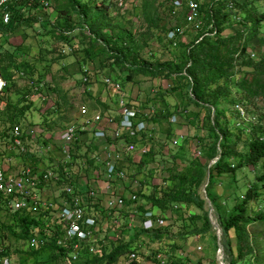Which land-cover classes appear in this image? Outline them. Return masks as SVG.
Wrapping results in <instances>:
<instances>
[{
    "label": "rangeland",
    "instance_id": "1",
    "mask_svg": "<svg viewBox=\"0 0 264 264\" xmlns=\"http://www.w3.org/2000/svg\"><path fill=\"white\" fill-rule=\"evenodd\" d=\"M80 1L83 4H88L91 8L103 9L108 14L109 28L113 31L115 29L131 30L140 43L146 42L147 48L143 51L144 58L150 56L154 60L169 59L175 42L188 40V36L195 37L197 35V32L192 27H187L185 22L186 3L189 0H149L153 1L151 11L157 10L159 25L158 29L152 28L150 32H147L148 25L141 15L146 0ZM101 1H104V5L101 4ZM196 1L201 6L206 2V0ZM244 1L246 0H234V9L227 11L224 25L227 28L225 33H234L239 28L237 19L239 17L243 19L246 12L264 11V0H252L247 7L243 6ZM31 3L30 0H27L15 5L22 10L23 14H26V17H30L28 18L29 24L22 25L24 29L19 32L17 37H13L8 42L13 48H6L8 51L16 53L15 57L19 60L13 56H8V53H4L1 59L5 67L0 68L6 74L13 76V79L8 91L0 97V167L10 173L17 172L24 167H32V161H40L43 165L42 168L37 169L40 171L54 167L53 162L60 164L65 154L61 148L63 143L59 140V134L67 130L75 120H79V117H82L80 108L83 105H92L93 100L90 96L94 95L98 89L101 99L108 97L110 101L129 94L126 98L136 101L140 111L145 112L141 114L140 121L148 123L146 132L141 133L140 139L135 141V152L125 155L124 160L120 161L121 163L118 165V168L126 174V179L120 181L124 183L121 186L126 189V197L140 193L139 189L147 186L148 183L152 189L157 185H161L164 190L172 189L175 183L166 180V177L168 176V169L173 165L174 157H178L176 163L181 165L183 155L198 156L197 138L203 139L208 135L207 131L197 128L193 124V120H190L191 114L197 113L198 109L187 106L189 101L185 95L182 97L180 93L172 94L167 89L165 90L164 87H167L170 82L172 83L170 80L138 76L134 82H125L116 70L110 71L109 68L101 66L104 61L102 56L98 57L93 64L84 67L79 61L81 54L76 55L74 52L75 47L77 49L82 47L77 27L78 19L74 17L70 21L71 26L76 29L71 33L72 41L68 44L62 43L46 34V29L54 28L57 24L62 23L63 19L58 20L56 11L50 6L44 8V3H41L40 7L31 9ZM45 23L49 24L48 28H46ZM180 29L185 30L184 34L181 37L178 36L177 40L171 38V32ZM86 33L89 32L86 31ZM248 47L255 58L264 56V27L261 34L250 40ZM8 61L10 65L7 64ZM12 67L15 68L14 72ZM87 75L91 77L89 83L83 80ZM107 77L119 80L122 84L123 90L119 96L118 93L110 91L104 84L103 81ZM41 83L43 84L42 87L39 86ZM93 87L97 88L93 92L94 94H91L89 90ZM233 93L234 98L243 103L240 100L242 96L235 89ZM116 101H114L115 105L120 106L119 98ZM234 104L228 109V112L223 114L221 123L224 127L228 124L226 133H228L229 138L232 140L237 138L238 149L245 152L249 139L246 133L239 132L240 135L236 136L234 132L233 127L236 122L235 113L232 110ZM243 105L251 115L258 117L257 115L260 113L258 106L246 103ZM166 114H169L168 118L164 117ZM173 116L176 117V122L172 124ZM15 126H20L23 131L25 152L13 144L12 131ZM177 130L181 134H177ZM180 135L185 137L183 142L179 139ZM175 141H180V143ZM78 147L84 156L90 155L92 152L86 145L81 144ZM145 147L147 154L142 155V150ZM74 153L76 154V152ZM74 153L72 156H75ZM93 153L95 154V151ZM29 156H32L34 160L29 161ZM231 164L235 165L236 162L232 160ZM261 169V167L249 166L239 169L235 172L234 177L232 174L223 175L217 180L216 186L212 190L219 196L218 206L216 209L213 208L212 213L215 223L217 221L220 223L228 217L236 199L244 195L249 184L257 181L260 184L258 177L262 175ZM102 175V171L97 170L93 179L101 180ZM82 176L84 173H77L76 182ZM206 184L207 179L201 188V196L205 201L207 199V192L204 191ZM51 186V189H56L54 193H57L58 196L52 197L48 192L49 196L44 195L43 199L52 201L56 208H59V200L62 197L61 185ZM260 193L263 199L250 204L252 215L264 210V189L261 185ZM100 198L99 204L91 200V204L85 210L88 216H94L97 219L96 239H104L105 237L107 248H110L112 243L116 242L121 235H126L125 237L128 238L142 229L146 231L157 229L152 224L150 226L144 225L141 216L134 217L131 208L116 210L117 218H112V215L108 216L110 211L112 213L115 211L107 207L104 196ZM1 199L3 202L0 209V219L5 228L1 231V235L5 238L3 244L5 248L3 249H7L11 254V264H63L64 257H57L56 261L41 262L38 256L28 252L32 249L29 243L18 240L12 232L18 233V229L15 226V212L8 205L9 200L3 197ZM142 203L143 201L138 199L135 206H141ZM173 209L179 211L176 216L170 212H162V215H165V217L163 216L165 226L161 231H167L172 235L178 233L188 235L185 239L177 240L181 249L171 248L170 245L173 240L165 239L158 244H149L144 237L142 246L134 251L136 253L135 259L140 260L138 264H161L151 256V251L155 249H159L163 258L167 259L165 264H229L228 255L224 249H219V246H216V235L213 230L205 234H197V231L203 227L198 218V214H201L200 210L186 208L183 204H175ZM205 210H209L208 202ZM51 211L52 216L57 215V210L52 209ZM45 218L47 222L48 219L50 220L48 217ZM115 220L118 221L117 224L114 223ZM248 229L254 236L256 248L264 249V228L250 226ZM191 233H194L193 236H190ZM140 240L142 241V239ZM230 240L233 247L236 248V238L233 231L230 232ZM220 250H222L221 253ZM130 254L122 256L114 264H132L129 259ZM86 258L81 259V262Z\"/></svg>",
    "mask_w": 264,
    "mask_h": 264
},
{
    "label": "trees",
    "instance_id": "2",
    "mask_svg": "<svg viewBox=\"0 0 264 264\" xmlns=\"http://www.w3.org/2000/svg\"><path fill=\"white\" fill-rule=\"evenodd\" d=\"M24 1L27 0H20L17 5ZM30 1L32 2L31 9L38 8L41 3L47 2V5L44 4L43 7L50 6L56 11L57 19H63V22L54 28L46 29V34L62 43L68 44L72 41L71 33L76 29L71 26L70 21L74 17L78 19L77 27L82 47L80 46L78 49L75 47L74 52L76 55L81 54L79 61L84 67L93 64L98 57L102 56L104 61L101 66L109 68L110 71L116 70L125 82H134L138 76L171 80L172 85L167 89L168 92L185 95L189 101L187 106L198 109L197 113L191 114L190 120H193V124L197 128L208 132V135L203 139L197 138L198 145L196 146L199 155H183L181 165L176 163L178 157H174L175 160L168 169L166 180L175 183V186L166 190L161 185L154 186L153 192L149 195L140 191L136 194L137 199L135 202L133 201L134 203L130 199L126 200L124 208H130L137 203L138 199H141L143 203L135 208L140 212L139 216L142 217L149 209L162 212L170 211L173 216H176L179 211L173 209L175 204H183L186 208H196L201 212L198 214V218L203 225L197 234H205L213 230L209 211L205 210L207 201L201 196V188L206 183L208 174L210 178L206 186L207 197L213 208L216 209L219 196L212 190L221 176L232 174L234 177L235 172L239 169L249 166L261 167L263 172L260 171L262 175L258 177L260 184L258 181L249 184L244 195L236 199L231 213L219 223L222 236L220 242L215 236V242L216 246L221 243L228 255L229 264H264V249L256 248L254 236L248 229L250 226L264 228V210L256 212L255 215L250 213V204L263 199L260 185L264 189V56L255 58L251 55L248 47L250 40L262 32L264 11L246 12L243 19L240 17L237 19L239 28L234 33L227 34L225 33L227 28L224 27L225 18L227 11L234 9V0H206L202 6L200 5L205 31L197 32L195 37L188 36V41L185 39L186 41L175 42L171 58L154 60L150 56L143 57L147 43H140L133 31L110 29L108 14L101 8H91L80 0ZM153 1L146 0L145 8L141 13L148 25L147 32H150L152 28L158 29L159 27L157 10L151 11ZM251 2L252 0H246L243 6L247 7ZM101 4L104 5V1H101ZM15 7L12 8L10 24L16 26L29 24L28 18L30 17H26L22 10ZM45 25L48 28L49 24L45 23ZM210 25L216 29L214 35L209 32ZM200 37H202L201 40H199ZM177 38L178 36L174 40ZM234 89L242 96L240 100L243 103L258 106L260 109V113L257 115L258 122L251 127L250 132L233 125L236 136H239L240 133L247 134L249 140L245 152L238 149L237 138L234 140L229 138L226 133L228 124L224 127L221 123L223 114L232 104L238 102L234 98ZM168 115L166 114L164 117L168 118ZM216 158L218 160L210 165ZM232 160L236 162L235 165L231 164ZM1 198L0 195V209L3 202ZM14 216L18 233L12 232L20 241L28 242L36 236L39 230H43L45 219L41 220L39 216L25 215L19 212H15ZM52 228L45 246L32 248L28 251L31 255L38 256L41 262L56 261L57 257H64L67 254L66 250L59 249L56 245L57 238L63 228L60 225L52 226ZM4 229V224L0 219V238H2L0 257L11 259L8 250L3 249L5 248L3 246L5 238L1 235V231ZM161 229L158 228L154 231L142 229L128 238L125 237L126 235H121L110 248L106 246L105 237L98 239L94 242L95 244H92L93 251H89L90 246L82 247L80 257L84 255L88 257L82 262L80 260L79 264H114L122 256L133 253L141 247L144 237L149 244H158L165 239L173 240L171 248L181 249L177 240L185 239L188 235L185 233L172 235L167 231H161ZM231 231L235 234L236 248L233 247L230 240ZM193 234L191 233L190 236ZM151 252V256L154 258L157 254H161L159 249ZM139 261V259H134L132 264H138ZM155 261L158 262L156 258Z\"/></svg>",
    "mask_w": 264,
    "mask_h": 264
},
{
    "label": "built area",
    "instance_id": "3",
    "mask_svg": "<svg viewBox=\"0 0 264 264\" xmlns=\"http://www.w3.org/2000/svg\"><path fill=\"white\" fill-rule=\"evenodd\" d=\"M20 0H0V25L7 26L11 22L13 6L17 5ZM111 1V0H110ZM47 5V2H43ZM187 13L185 22L187 27H192L193 30L200 33L205 31V23L202 20V14L200 13V5L196 0H189L186 3ZM185 29V28H184ZM180 29L178 31L171 32V38L175 39L179 35H183L185 30ZM211 29L210 34L216 33L213 25L209 26ZM200 37L199 40H201ZM254 56V54H251ZM90 76L83 78L84 82L89 83ZM104 84L114 89L117 92L122 91V84L118 80H114L111 77L104 79ZM42 83L39 85L42 87ZM8 86L7 81L2 75L0 69V97ZM38 89V88H37ZM121 108V121L118 129L114 133V138L119 141V149L116 152H108L105 157V173L104 179L109 183L115 181H122L126 179V174L123 170L118 168V162L123 159L125 155L134 153L136 150L135 140L140 138L141 133L146 132L148 123L140 121L137 111L128 107L124 99H120ZM232 110L235 112V126L241 127L250 132L251 127L256 125L258 117L251 115L244 107L243 103L236 102ZM83 113L86 112L84 109ZM102 116L97 113L94 116V121L99 122ZM171 121L176 122V118L172 117ZM78 129L74 125H70L60 135V141L63 143L61 148L65 154L62 165L57 167H51L44 171H36L32 167H24L16 173H8L0 167V195L9 200L8 205L13 212L23 213L25 215H36L44 220L43 230L36 233V236L32 237L28 243L31 248H37L45 246L48 242V237L52 232V226L60 225L63 231L58 236L56 245L59 249L67 251L64 256L63 264H78L80 262V255L83 246L92 247V243L97 241V219L94 216H88L86 208L92 199H96V192L93 190L81 191L77 190L74 185V174L70 170V162L72 160V145L74 141L79 137ZM23 131L20 126H15L12 131V139L15 147L19 148L22 152L26 151ZM180 141L184 140V135L179 136ZM180 141H175L180 143ZM147 149H143V153H146ZM42 183L61 185L62 188V200L60 201L59 208H56L55 203L50 200H44L40 195L39 187ZM109 188V186L107 187ZM135 194L131 196L132 202L136 201ZM133 202V203H134ZM125 200L121 196H114L108 202V207L114 210H121L125 207ZM135 204L130 206L132 213L135 216H139L140 212L135 208ZM57 210V215L52 216L51 210ZM209 211L210 219L213 223L212 210ZM144 225H153L154 227L163 228L165 226V219L154 212V210H147L144 213ZM48 222L46 221V218ZM217 221V220H216ZM114 223H118L117 220ZM213 231L218 237L220 242L222 236V229L220 224L215 223L213 225ZM219 249H223L221 243H219ZM222 250H220L221 253ZM136 258V253L133 252L129 255L130 261ZM158 262L165 264L167 259L163 258L162 254H157ZM0 264H11V261L7 257H0Z\"/></svg>",
    "mask_w": 264,
    "mask_h": 264
},
{
    "label": "crops",
    "instance_id": "4",
    "mask_svg": "<svg viewBox=\"0 0 264 264\" xmlns=\"http://www.w3.org/2000/svg\"><path fill=\"white\" fill-rule=\"evenodd\" d=\"M15 8H19V7L16 6ZM19 10H21V9L19 8ZM22 25H24V24H18L17 26L14 24H10L7 26L0 25V67H5L2 63L3 61L1 60L4 53H8V56H13L14 58H16L15 57L16 53L10 52L6 48L7 47L10 49L13 48L10 45V43H8V42H10V40L13 37H17V35H19V32H21V30L24 29ZM21 26H22V28H21ZM34 27H37V26H34ZM20 46H21V44H20ZM17 60H19V59H17ZM7 64L10 65L9 61L7 62ZM12 68H13V72H14L15 68L14 67H12ZM2 73H3L2 75H3L4 79L8 83V86L3 93V95H4L6 93V91H8V88L12 82L13 76L6 74L4 71ZM22 74H24V73H22ZM171 85H172V83L170 82V84H168L167 87H164L165 90L168 89ZM96 88L97 87L91 88L89 90V92L91 94H94L93 92L96 91ZM108 89L110 91H113L114 93H118V96H119L120 92H117L114 89L109 88V87H108ZM162 91H163V89H162ZM99 92L100 91H98V89H97L96 93L94 95L90 96L93 100L92 105H83L80 108V110H81L80 113H81L82 117H79L80 118L79 120H75V122L72 123V125H74L79 130L78 132H80V133H79V137L77 138V141H74V143H76L74 145L75 148L72 145V150L74 149L72 154L74 152H76V154H78V155L76 156V154L74 153L75 156H72V160L70 162L69 167H70L71 172L74 174L75 188L77 190H81V191H86V190L95 191L97 196H96V199H92V201H94L97 204H99V199H101L100 197L104 196L106 198L105 201H106L107 207H108L109 200L111 198H113L114 196H121L124 198V200L126 202V200H129V199L131 200V196L133 195V194H131L130 197H126V195H125L126 189H124L121 186V184H124L123 182L121 183L120 181H115V182L109 183V185H108V182L104 179L105 157H106L107 153L110 151L116 152L120 146L119 141L114 138V133L118 129L120 121H121V108H120V106H116L114 101H116V99H118V98H119V100L124 99L126 101L128 107H130L131 109L138 112L139 119L141 118L140 117L141 114L142 113L144 114L145 112L140 111V109L138 107V103L136 101L134 102L130 98H126V96H128L129 94L125 95L124 97L120 96L118 98H114L115 100L110 101V99H108V97H106L105 99H101V95L98 94ZM116 102H117V105H119L118 101H116ZM84 109L86 110L85 113L82 112ZM226 112H228V111H226ZM97 113H100L102 116V118L99 122L94 121V116ZM173 117H175V116H173ZM62 133L63 132H61L59 134V140H60V135ZM176 133L181 134V132L179 130H177ZM139 139L140 138H138L137 140H139ZM137 140H135V141H137ZM81 144L86 145L88 147V149H90V151H92V152L95 151V154L94 153L92 154V152H91L90 155L84 156V154L81 152L80 148L76 147V146L81 145ZM144 149H147V148L145 147ZM85 150H87V149H85ZM99 153H100V155H99ZM145 154H147V152L143 153V150H142V155H145ZM97 155H99L100 157ZM28 159H29V161L34 160L32 156H29ZM123 160L124 159H122L121 161H123ZM62 162H63V160L60 161V164H57L56 162H53L52 164L54 167H57V166L62 165L61 164ZM120 163L121 162L119 161L118 165ZM31 164H32L33 168H35L34 170L39 171V172H40V170H37V169L42 168V166H43L40 163V161L39 162L32 161ZM36 164H38V165H36ZM55 164H57V165H55ZM49 165H51V164H49ZM97 170H101L102 174H103L101 177V180H98V181L93 179L94 174L97 173ZM41 171H44V169H42ZM10 173H16V172H10ZM77 173L78 174L84 173V176H82V178L80 180L78 179L76 182L75 177H76ZM51 185H54V184L42 183L40 185L39 191H40V195L42 196V198L44 197V195L49 196V193H50V196H52V197L54 196L56 198V196H58L57 193H54L56 189L55 188L51 189L52 188ZM149 185L150 184L148 183L147 186H144L139 190L142 191L143 193H145L146 195H149L153 192L152 191L153 189L150 188L151 185L150 186ZM108 186H109V188H107ZM53 194H55V195H53ZM61 200H62V198L59 200V202ZM112 210H114V209H112ZM153 210H154V212L161 215L162 217L163 216L165 217L164 214L162 215V211L156 210V209H153ZM114 211H115V213H112V211H110L108 216L112 215V218H117L118 217L117 212H116V210H114ZM167 212H170V211H167ZM141 218L144 221L145 218L142 216H141ZM89 251H93V249H89ZM85 257H88V256L84 255L83 257H81V259H84Z\"/></svg>",
    "mask_w": 264,
    "mask_h": 264
},
{
    "label": "water",
    "instance_id": "5",
    "mask_svg": "<svg viewBox=\"0 0 264 264\" xmlns=\"http://www.w3.org/2000/svg\"><path fill=\"white\" fill-rule=\"evenodd\" d=\"M217 160H218V158H216L214 161H212L210 165H212L213 163H215ZM209 178H210V175L208 174L207 184H208V182H209ZM207 184L205 185V187L207 186ZM204 191L206 192V189H205ZM206 201H207L208 204H209V210H212V209H213V206H212L210 200L208 199V197H207ZM209 217H210V216H209ZM210 221H211V219H210ZM211 223H212L213 225H215V223H213L212 221H211ZM222 264H224V263H222Z\"/></svg>",
    "mask_w": 264,
    "mask_h": 264
}]
</instances>
